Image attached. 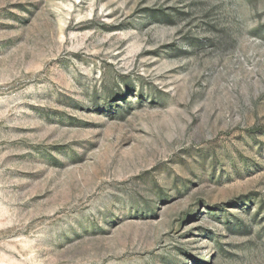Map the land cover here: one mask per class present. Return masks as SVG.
<instances>
[{"label": "rangeland", "instance_id": "1", "mask_svg": "<svg viewBox=\"0 0 264 264\" xmlns=\"http://www.w3.org/2000/svg\"><path fill=\"white\" fill-rule=\"evenodd\" d=\"M0 264H264V0H0Z\"/></svg>", "mask_w": 264, "mask_h": 264}]
</instances>
